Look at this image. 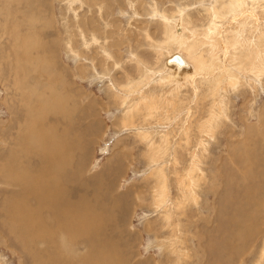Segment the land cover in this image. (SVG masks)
Returning a JSON list of instances; mask_svg holds the SVG:
<instances>
[{"label": "rangeland", "instance_id": "1", "mask_svg": "<svg viewBox=\"0 0 264 264\" xmlns=\"http://www.w3.org/2000/svg\"><path fill=\"white\" fill-rule=\"evenodd\" d=\"M263 34L264 0H0V264H53L55 253L64 264H83L85 253L45 241L52 215L28 218L36 205L22 200L25 187L13 180L46 167L24 133L39 129L48 111L26 100L48 90L35 87L29 69L39 64L23 62L22 51L47 53L66 71L71 90H64L75 97L54 92L68 120L53 132L67 125L68 140L79 142L62 158L70 157L66 171L76 176L82 158L86 196L100 184L110 189L101 212L123 198L116 219L129 233L117 243L123 258L127 249L138 264H264ZM34 44L40 49L31 52ZM175 54L188 64L175 72L179 82L170 77ZM77 114L84 138L69 125Z\"/></svg>", "mask_w": 264, "mask_h": 264}, {"label": "bare ground", "instance_id": "2", "mask_svg": "<svg viewBox=\"0 0 264 264\" xmlns=\"http://www.w3.org/2000/svg\"><path fill=\"white\" fill-rule=\"evenodd\" d=\"M231 1V0H230ZM233 1V0H232ZM244 1V0H243ZM31 3H33V1H31ZM36 5V1L34 2ZM223 3V2H222ZM233 3V2H231ZM218 4V3H217ZM235 4V3H234ZM241 4V3H240ZM229 5V4H228ZM239 5V4H238ZM27 6V5H26ZM100 6V5H99ZM230 6V5H229ZM240 6V5H239ZM237 7V5L235 6V8ZM216 9V8H215ZM30 10V9H29ZM233 10V9H232ZM218 11V10H217ZM235 11V10H234ZM26 12V11H25ZM229 12V11H228ZM218 16V15H217ZM232 16V15H231ZM236 17V16H235ZM218 18V17H217ZM177 25H181L176 24L175 26V33L177 35H181L183 33V30L185 31L184 27H177ZM209 26V25H208ZM177 27V29H176ZM208 28V27H207ZM29 30V29H28ZM32 30V29H31ZM207 30V29H206ZM166 31V30H165ZM171 31V30H170ZM208 31V30H207ZM210 31V30H209ZM43 33V32H42ZM173 33V32H172ZM211 33V32H210ZM171 34V32H170ZM189 35V34H188ZM187 35V36H188ZM193 35V34H192ZM208 35V33L206 34ZM204 35V36H206ZM264 35V34H263ZM170 37V36H169ZM192 37V36H191ZM172 38V37H171ZM175 38V37H174ZM186 38V37H185ZM234 38V37H233ZM184 39V38H183ZM192 39V38H190ZM227 39V38H226ZM194 40V39H193ZM263 40V39H262ZM262 40L260 39V41L262 42ZM172 41V39H171ZM174 41V40H173ZM178 41V40H177ZM236 41V40H235ZM234 41V42H235ZM264 41V40H263ZM176 42V41H175ZM228 42V41H226ZM171 43V42H169ZM179 43V42H178ZM202 43V42H201ZM251 43V42H249ZM5 44V43H4ZM197 44V43H196ZM196 44H194L193 46H195ZM204 44V43H203ZM231 44V43H230ZM244 44V43H243ZM173 45V44H172ZM8 46L9 43H8ZM12 46V45H11ZM47 46V45H46ZM45 46V47H46ZM179 46V44H178ZM192 46V45H190ZM203 46V45H202ZM247 46V45H246ZM251 46V45H250ZM44 47V48H45ZM198 47V46H197ZM231 47V46H230ZM249 47V46H248ZM257 47V46H256ZM31 48V45L29 46V48H27V52L29 51V49ZM37 44H34L33 49H30L31 52L33 51H37L40 48H38ZM200 48V47H199ZM259 48V47H258ZM198 50V49H197ZM256 50V49H255ZM23 55H19L22 58V61L24 60H30V59H38L37 57L40 56L38 55L36 57L33 56L32 58H29V56H27L29 53H25L24 51H22ZM210 53V52H209ZM253 53V52H252ZM259 53V52H258ZM257 53V54H258ZM18 54V53H17ZM33 54V53H31ZM250 54V53H249ZM256 54V55H257ZM34 55V54H33ZM41 57H39V59L35 62H37L39 65L38 67H31V69H29V71L33 72L34 74V78L31 76V80L33 82H35V87H41V90L44 92H46L48 90V94H44L43 96H41V94H35L32 93L33 95H31V97L29 99H27V103L29 104L31 102H34V108L38 107L40 109L42 108H48L47 113L46 114H52V118L50 119V116H47L45 120H43L41 118V116L39 117L38 115V125L37 128H30V126L27 128L28 130H26V132L24 133V141L27 142H31V147L38 152V154L41 155V157L39 159H37L36 163L41 165L42 161L43 163L46 165L45 168H43L44 166H42L43 169H41L40 173L41 175H38L36 178H32V174L29 173V171H24L22 173H20V178L17 180V178H13V180L15 181L14 183L20 184L21 187H25L24 190H22L25 193V196L23 197L22 200H33V202L35 203V208L31 211L30 215L28 216V218H31L32 216H34V218L39 217V215H42L43 212L47 213L45 215L51 214V218L54 220L55 226L53 228H49L47 227V230L45 231V234L48 238V240L45 239V241L48 243H50L51 245H53V248H58L61 250H65L64 247L67 248H72V250H76V252L78 251H85V253L82 255V262L83 264H138L137 261H133L129 263L130 258H129V254L127 253V249H126V253L124 254V258L120 255V251H121V247L119 248V250L117 249L120 245H118V242H122V243H127V239H128V234L124 231H118V225H119V221H117L116 219H118V203H120V201L123 199L120 195V197L118 198V196H113L115 197V199H113L112 201H108L107 203V207L104 210V212H101L99 210V206L104 205L105 202H101L100 201V197L102 194H106L107 191H110L109 188L104 187V189H106V191H100V185H98L97 188H95V190L98 192H96V194L94 195V198L89 199L88 196H86L88 190V186L86 185V182L83 179V175L81 173V162H82V158L78 157L76 159V161H78V170L80 171V175H75L73 168H70V170L66 171L68 165H69V161H70V157L66 156L65 158H62L64 155H68V151H70L69 149L74 145V146H78L79 142L75 141V142H70L67 138V130H68V126L65 125L63 127V133L61 132H53V128H55V130H59L57 129L58 126L60 127V125H62L65 121H67L68 119L66 118V116L62 115L61 113H63L64 111V103H60L59 99L56 98V94L59 90V92L61 93L62 98H64V100L68 97L73 98L72 96L74 95H70L69 92L67 90H64L65 87L68 88V90L70 89V85L65 81L66 77H65V69H59L58 67L60 66L58 63V67L56 65L51 66L49 63L51 62L50 59H48L47 57V53H43L42 52ZM212 55V54H211ZM247 55V54H246ZM251 55V54H250ZM245 56V55H244ZM243 56V57H244ZM253 57L255 55H252ZM251 56V57H252ZM258 56V55H257ZM257 56L255 58H257ZM172 57V56H171ZM181 57V56H180ZM202 57V56H201ZM253 57H252V61H253ZM182 58V57H181ZM240 58V57H238ZM245 58V57H244ZM248 58V57H247ZM17 59H19L17 57ZM185 59V58H184ZM205 59V58H204ZM242 59V58H241ZM20 60V59H19ZM186 60V59H185ZM9 61V60H8ZM23 61V62H24ZM198 61V60H197ZM201 61V59H200ZM246 61V59H245ZM243 61V62H245ZM258 61V60H256ZM186 62V61H185ZM199 62V61H198ZM203 63V62H202ZM206 63V62H205ZM209 63V61H208ZM254 63V61H253ZM167 64V63H166ZM197 64V63H196ZM214 64V63H213ZM256 64V63H255ZM37 66V64H35ZM168 65V64H167ZM169 65H171V69L172 74L175 75V72H178L179 74L182 71H185L188 67H187V62L185 63L184 66H180L177 64H171L169 63ZM207 65V64H206ZM239 65V63H238ZM248 65V64H247ZM254 65V64H253ZM205 66V64L203 65ZM242 66V65H241ZM258 66V63H257ZM238 67V66H237ZM251 67V65L249 66V68ZM254 66H252L253 68ZM195 68V65H194ZM198 68V65L197 67ZM200 68V67H199ZM206 68V66H205ZM241 68V67H240ZM239 68V69H240ZM258 68V67H257ZM25 69V68H24ZM208 69V68H207ZM244 69V68H243ZM242 69V70H243ZM200 70V69H199ZM241 70V69H240ZM241 70V71H242ZM251 70V68L249 69ZM253 70V69H252ZM28 71V70H27ZM40 71V72H39ZM205 71V70H204ZM246 71V70H245ZM194 72V69H193ZM209 72V71H208ZM252 72V71H251ZM253 72H259L257 70H253ZM18 73V71H17ZM25 73V72H24ZM27 73V72H26ZM185 73V72H184ZM47 76V80L46 76ZM171 74V80L173 81V79L177 82H179L178 80L179 78L173 76ZM178 74V75H179ZM188 74V73H187ZM209 74V73H207ZM239 74V73H238ZM241 74V73H240ZM18 75V74H17ZM185 75V74H184ZM183 75V76H184ZM195 75V74H194ZM258 75V74H257ZM260 75V74H259ZM187 76V75H186ZM190 76V75H188ZM19 77V76H18ZM40 77H44L43 81H38L40 79ZM38 78V79H37ZM24 79V78H23ZM27 79V78H26ZM29 79V78H28ZM203 79V78H202ZM46 80L48 81L46 84ZM19 81V80H18ZM17 81V82H18ZM27 81V80H26ZM231 81V80H229ZM30 82V81H29ZM30 82V83H33ZM19 83V82H18ZM28 83V82H27ZM49 83V86H48ZM237 83V82H236ZM23 84V83H22ZM176 84V83H175ZM218 84V83H217ZM69 85V86H68ZM230 85V84H229ZM237 85V84H236ZM57 86V90L54 89V87ZM219 87V86H218ZM29 88V87H28ZM32 88V87H31ZM30 88V89H31ZM73 88V87H72ZM74 89V88H73ZM72 89V90H73ZM24 90V89H23ZM33 90V89H32ZM31 90V91H32ZM35 90V89H34ZM71 90V89H70ZM25 91V90H24ZM30 91V92H31ZM67 91V92H66ZM23 92V91H21ZM35 92V91H34ZM41 92V91H40ZM39 92V93H40ZM56 94H55V93ZM64 92V93H63ZM29 93V92H28ZM42 93V92H41ZM71 93V92H70ZM30 95V94H29ZM48 96L45 97V96ZM27 96V95H26ZM45 97V98H43ZM75 97V96H74ZM23 99V98H22ZM21 100V98H20ZM73 102V101H72ZM75 102V101H74ZM92 102V101H91ZM23 104H25V101H23ZM70 104V103H69ZM78 104V102H77ZM80 104V103H79ZM78 104V105H79ZM91 105V104H90ZM89 106V105H88ZM21 107V106H20ZM19 107V108H20ZM30 107V106H29ZM62 108V109H61ZM79 108L81 109L82 107L79 105ZM14 109V108H13ZM36 109V108H35ZM85 109V108H84ZM136 109V108H135ZM16 110V109H15ZM29 110V109H27ZM43 110V109H42ZM47 110V109H45ZM44 110V111H45ZM61 112H59V111ZM63 110V111H62ZM33 111V110H32ZM35 111V110H34ZM38 112V110H36ZM80 111V110H79ZM86 111V110H85ZM84 111V112H85ZM136 111V110H135ZM138 111V110H137ZM40 112V111H39ZM20 113V112H19ZM24 113V112H23ZM30 113V112H29ZM78 113V112H77ZM36 114V113H35ZM34 114V115H35ZM21 115V114H20ZM33 115V116H34ZM25 116V115H24ZM36 116V117H37ZM26 118V117H24ZM31 118V117H30ZM33 118V117H32ZM34 119V118H33ZM18 120V119H17ZM31 120V119H30ZM28 120V121H30ZM37 120V119H36ZM47 120H49V122H47ZM82 117L81 116H76V118H74L73 120L69 121V125L71 124V122H73V127L75 128V131L77 132V135L79 136L81 134V137L79 138H84L85 136L82 135L81 131V125H82ZM45 121V125H46V129H43V122ZM34 123V122H33ZM66 124V123H65ZM11 125V124H10ZM19 125V124H18ZM72 125V124H71ZM14 126V124H13ZM25 126V125H24ZM34 126V125H33ZM7 129V128H6ZM16 129V128H15ZM24 132V131H22ZM79 133V134H78ZM69 136V135H68ZM15 137V136H14ZM13 137V138H14ZM17 139V138H16ZM78 139V138H77ZM10 141V140H9ZM15 141V140H14ZM6 143V141H5ZM7 144V143H6ZM81 145V144H80ZM4 146V145H3ZM9 146V145H8ZM13 147V146H12ZM83 147V146H82ZM87 147V146H85ZM78 148V147H76ZM6 149V147H5ZM8 149V148H7ZM31 151L33 149L28 148ZM62 149H67L65 152L62 151ZM81 149V147H80ZM10 150L12 151V149L10 148ZM9 150V151H10ZM72 150V149H71ZM8 151V150H7ZM28 152V151H27ZM26 152V153H27ZM77 152V151H76ZM81 152V151H79ZM87 152V151H86ZM15 153V152H14ZM29 153V152H28ZM31 153V152H30ZM85 153V152H84ZM12 154V153H11ZM82 154V153H81ZM20 154H17V156H19ZM10 156V154L8 155ZM29 156V155H28ZM83 156V155H82ZM34 157H36V155H34ZM21 158V156H20ZM74 159V158H73ZM21 160V159H20ZM15 162V161H13ZM32 162V161H31ZM75 162V161H74ZM21 162H19L20 164ZM33 163V162H32ZM77 164V163H76ZM34 165V164H33ZM72 165V164H71ZM38 166V165H37ZM83 166V165H82ZM116 166V165H115ZM35 167V166H34ZM40 168V167H39ZM7 169V167H6ZM66 171V172H65ZM36 172V171H35ZM107 174V173H106ZM9 175V174H8ZM99 175V174H97ZM62 176V180H63V184L59 185V178H61ZM94 177V176H93ZM76 178V180H75ZM75 180L74 184H70L68 185L67 181L69 180ZM17 180V181H16ZM97 180V179H96ZM100 180V178H99ZM109 181V180H108ZM109 183V182H108ZM107 183V184H108ZM92 184V183H91ZM103 184V183H102ZM113 184V183H112ZM264 184V183H263ZM90 185V184H89ZM109 185V184H108ZM258 185V183H257ZM93 186V185H92ZM95 186V185H94ZM114 186V185H111ZM96 187V186H95ZM110 187V186H108ZM103 188V185H102ZM101 188V189H102ZM111 188V187H110ZM22 189V188H21ZM264 190V189H263ZM22 192V194H24ZM29 194H26L28 193ZM95 193V191H93ZM115 193V192H114ZM27 195V196H26ZM89 195V194H87ZM107 195V194H106ZM110 195V194H109ZM118 195V194H117ZM122 195V194H121ZM247 195V194H246ZM111 197V196H110ZM112 199V198H110ZM109 199V200H110ZM263 199V198H262ZM103 200V199H102ZM107 200V199H106ZM261 200V199H260ZM114 202H116V205L114 206ZM259 201V200H258ZM32 202V201H31ZM263 205L262 200L260 205ZM237 206V205H236ZM19 207V205H18ZM103 207V206H102ZM20 208L21 210H26V202H20ZM261 208V207H259ZM19 209V208H18ZM242 210V209H241ZM261 210V209H260ZM122 211V210H121ZM264 211V210H263ZM24 212V211H23ZM243 212V210H242ZM251 211H249L250 213ZM258 212V211H257ZM122 213V212H121ZM244 213V212H243ZM252 213V212H251ZM22 214V213H21ZM129 214V213H128ZM44 215V214H43ZM255 215V214H254ZM123 215H121L122 217ZM242 216V215H241ZM261 216V215H260ZM251 216L249 215V218ZM247 219V218H246ZM116 220V221H115ZM121 220V219H120ZM243 220V218H242ZM245 220V219H244ZM231 223V222H230ZM250 223H251V219H250ZM249 223V224H250ZM254 223H256L254 221ZM17 224V223H16ZM246 224V223H244ZM252 225V224H251ZM33 227V226H32ZM104 227L106 228L104 230ZM108 227H111V232L108 234ZM31 233V232H30ZM62 236L65 239L66 244L64 246H61L55 242H53L52 236ZM113 235H115L113 237ZM43 236V235H42ZM112 238V239H111ZM244 239V238H243ZM205 240V239H204ZM225 240V238H224ZM44 241V242H45ZM83 243L82 245H80L78 247L77 243ZM192 243V242H191ZM201 244V243H200ZM229 244V243H228ZM109 246V247H108ZM124 246H126V244H124ZM77 248V249H76ZM52 250V249H51ZM58 250V249H57ZM69 250V249H68ZM71 250V251H72ZM52 252V251H51ZM57 252V251H56ZM65 252V251H64ZM55 253V252H54ZM52 254V253H51ZM48 255V254H47ZM57 253H55L52 257L51 260L53 261V264H64L63 262H61V258H59L58 256H56ZM132 254H130L131 257ZM209 255V254H208ZM140 261V260H139ZM158 263V262H157ZM160 263V262H159ZM82 264V263H81Z\"/></svg>", "mask_w": 264, "mask_h": 264}, {"label": "water", "instance_id": "3", "mask_svg": "<svg viewBox=\"0 0 264 264\" xmlns=\"http://www.w3.org/2000/svg\"><path fill=\"white\" fill-rule=\"evenodd\" d=\"M168 62L171 63V64H177V65H180V66H184V62L183 60L181 59V57L177 54L173 55L171 58L168 59Z\"/></svg>", "mask_w": 264, "mask_h": 264}]
</instances>
